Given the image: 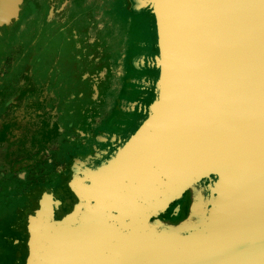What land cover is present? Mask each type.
I'll return each mask as SVG.
<instances>
[{
	"label": "water",
	"instance_id": "obj_1",
	"mask_svg": "<svg viewBox=\"0 0 264 264\" xmlns=\"http://www.w3.org/2000/svg\"><path fill=\"white\" fill-rule=\"evenodd\" d=\"M151 2L160 74L148 114L87 171L97 181L76 223L40 202L47 215L30 231L42 250L29 264L54 249L65 264L63 241L88 237L102 239L105 264H264V0ZM199 181L203 218L179 230L149 223Z\"/></svg>",
	"mask_w": 264,
	"mask_h": 264
},
{
	"label": "rangeland",
	"instance_id": "obj_2",
	"mask_svg": "<svg viewBox=\"0 0 264 264\" xmlns=\"http://www.w3.org/2000/svg\"><path fill=\"white\" fill-rule=\"evenodd\" d=\"M49 1L0 0V241L19 238V233L8 228L10 222L21 229L25 218L27 221V234L22 236L27 237V247H21L23 238L17 240L19 246L0 245V264H10L8 255L16 253H26L22 264H29L42 248L38 233L30 231V220L36 217L39 223L47 215L41 212L43 199L49 200V210L59 204L51 185L62 182L69 169L79 175L76 186L74 180L70 182L81 200L74 207L91 202L89 195L96 180L84 175L105 157L116 155L129 132L147 116L160 74L156 62L157 7L151 0H97L101 3L97 19L101 30L96 36L102 47L101 81H63L71 68L62 64L60 70L45 58L49 51ZM90 1L82 4L89 7ZM83 87L92 92V102L77 93ZM104 96L111 106L104 109L106 104L102 105L96 112L100 118L87 120L100 122L95 127L99 136L93 140L94 151L112 150L86 159L87 146H78L84 135L80 128L86 121L83 112L106 103ZM74 142L78 147L70 150L75 148ZM70 215L74 213L64 209L57 212L60 219Z\"/></svg>",
	"mask_w": 264,
	"mask_h": 264
},
{
	"label": "flooded vegetation",
	"instance_id": "obj_3",
	"mask_svg": "<svg viewBox=\"0 0 264 264\" xmlns=\"http://www.w3.org/2000/svg\"><path fill=\"white\" fill-rule=\"evenodd\" d=\"M82 1L84 0H50L47 3V23L49 28L47 32V41L49 43V51L47 50L48 53H45V58L46 61L49 59L51 63L55 64L60 70L62 64L71 68V71L68 72V74H66L67 72L65 73L66 80L64 79L63 81H101L99 78L98 68L102 64V47L100 46L99 40L96 37L97 33L101 30L99 23L97 22V19L100 17L101 3L97 0H93L90 1L92 2L90 3V6L86 7L87 5L84 6L85 4H82ZM64 46L66 47V50ZM39 52L43 53L41 50H39L38 53ZM76 70L77 73L75 72ZM77 93L82 96L84 101L90 102L92 100V92H88L86 87H83L82 91L80 88H78ZM105 98L107 100V97ZM102 105H105L104 109H106L108 106H111V102L107 100L106 103H101L95 108L90 106V108H87L88 111L85 109L83 112V116L85 117L86 121L84 125L80 126V128L83 129L84 135L81 142L79 141L78 144L80 145L78 146H87L84 151L86 152V159L96 158L98 154L101 155L104 152H109L112 150V148L109 150L108 148H105V150L100 152L94 151L93 140L95 137L99 136V132L95 127L98 126L100 122L95 120H87L90 117L91 119H99L100 117L96 112L102 109ZM83 108L85 107H82V110ZM126 132L127 130L125 131V134ZM132 132L133 131L129 132L126 139ZM120 138L122 139V137ZM117 145L118 143L114 146ZM73 146L75 148H71L70 150H75L77 149L76 147H78L76 142H74ZM88 149L89 151H87ZM113 156L114 155L105 157L97 165L92 166V169L99 166L101 163L106 162ZM62 162V164H66L64 161ZM64 176L65 178L62 182L60 181L57 184L54 183L51 185L54 199L59 200V204L52 209V215L54 219L61 220L57 216V212L60 209H64L68 214L74 213L73 217L70 215V218H68L67 221L70 224H74L78 220V214L81 211L86 210L91 202L87 206L81 207L79 209H77L78 207H74L76 203L81 200H79L80 196L78 197V195L72 189L70 182L74 180L73 184L76 186L79 175L70 173L69 169V173L64 174ZM84 176L86 177V174ZM93 179L97 181L96 178ZM207 198L208 191L205 189V182H196L192 186H189L183 190L179 196L175 195L169 201L168 206L163 211H160L149 218V223L157 229L165 225L173 227L176 230H179L182 226L186 227L188 225L194 224L197 220H200V218H203L206 215H204L203 210L205 211L208 206ZM37 206L38 205H36V207ZM33 210L34 209L31 210V213H33ZM16 213H18V211L13 213L15 217L17 216ZM184 217L185 220L183 221ZM190 218L193 219L191 220ZM26 225V218L24 226L21 229L17 228L15 223L10 222L8 228L14 230L16 234L19 233V238L14 236L8 237V234L5 233L9 240L5 238L1 239L0 245L9 243L14 247L19 246L17 240L23 238L22 236L24 232L27 234ZM22 246L27 247V237L22 239L21 247ZM40 250H42V248ZM40 250L37 251L35 256ZM21 254L16 253L8 255L11 261L10 264H22L26 257V253L23 256H21Z\"/></svg>",
	"mask_w": 264,
	"mask_h": 264
},
{
	"label": "bare ground",
	"instance_id": "obj_4",
	"mask_svg": "<svg viewBox=\"0 0 264 264\" xmlns=\"http://www.w3.org/2000/svg\"><path fill=\"white\" fill-rule=\"evenodd\" d=\"M120 172L121 170L117 168L114 172L112 171L111 174L116 176L117 174H120ZM127 201H128V205H130L129 197L127 198ZM63 242L65 243L64 247L67 246L66 247L67 250L65 253L66 259L69 256L70 257L77 256L81 264H105L103 261V256L100 255V253H102L104 245L101 243L102 239L100 240L99 237H95V238L88 237V238L78 239L73 241V243H71V239H65ZM58 258H59L58 250L54 249L52 255H50L47 261V264H59L57 261ZM66 259H64L65 264H70V262H68Z\"/></svg>",
	"mask_w": 264,
	"mask_h": 264
}]
</instances>
